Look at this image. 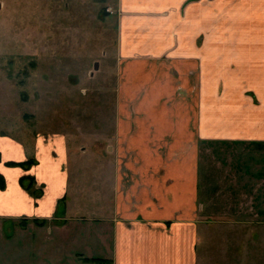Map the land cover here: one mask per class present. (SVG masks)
Returning a JSON list of instances; mask_svg holds the SVG:
<instances>
[{
	"label": "crops",
	"instance_id": "obj_1",
	"mask_svg": "<svg viewBox=\"0 0 264 264\" xmlns=\"http://www.w3.org/2000/svg\"><path fill=\"white\" fill-rule=\"evenodd\" d=\"M104 7L116 28L113 155L100 158L111 195L72 214L67 135L1 134L0 238L11 224H74V254L98 264H249L264 245V0Z\"/></svg>",
	"mask_w": 264,
	"mask_h": 264
},
{
	"label": "rangeland",
	"instance_id": "obj_2",
	"mask_svg": "<svg viewBox=\"0 0 264 264\" xmlns=\"http://www.w3.org/2000/svg\"><path fill=\"white\" fill-rule=\"evenodd\" d=\"M115 1L0 0V135H67L77 190L72 214L93 215L95 196L111 195L112 174L100 158L113 155L116 28L101 13ZM5 227L0 264H98L74 254V224L64 233L48 225ZM258 249L249 264H264V245Z\"/></svg>",
	"mask_w": 264,
	"mask_h": 264
},
{
	"label": "trees",
	"instance_id": "obj_3",
	"mask_svg": "<svg viewBox=\"0 0 264 264\" xmlns=\"http://www.w3.org/2000/svg\"><path fill=\"white\" fill-rule=\"evenodd\" d=\"M0 160H1V154H0ZM35 163H36L35 159H28L27 161H23V162L9 161V162H7V165L22 166L24 168H28V166L30 167ZM26 181H28V183ZM25 182L27 184H25ZM21 183L23 185H25L27 190H29L32 194L36 193L35 179L33 176L21 178ZM5 187H6V179H5L4 175L2 173H0V189H4ZM42 224H44V222Z\"/></svg>",
	"mask_w": 264,
	"mask_h": 264
},
{
	"label": "built area",
	"instance_id": "obj_4",
	"mask_svg": "<svg viewBox=\"0 0 264 264\" xmlns=\"http://www.w3.org/2000/svg\"><path fill=\"white\" fill-rule=\"evenodd\" d=\"M107 11H109V12H111V13H113L114 11H113V9L111 8V7H107V9H106Z\"/></svg>",
	"mask_w": 264,
	"mask_h": 264
},
{
	"label": "water",
	"instance_id": "obj_5",
	"mask_svg": "<svg viewBox=\"0 0 264 264\" xmlns=\"http://www.w3.org/2000/svg\"><path fill=\"white\" fill-rule=\"evenodd\" d=\"M98 68V65H96V69Z\"/></svg>",
	"mask_w": 264,
	"mask_h": 264
}]
</instances>
